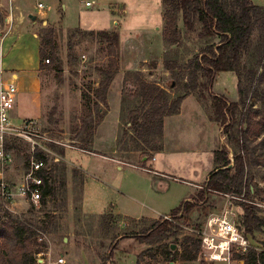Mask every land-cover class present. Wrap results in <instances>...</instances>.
Here are the masks:
<instances>
[{
  "label": "rangeland",
  "instance_id": "obj_1",
  "mask_svg": "<svg viewBox=\"0 0 264 264\" xmlns=\"http://www.w3.org/2000/svg\"><path fill=\"white\" fill-rule=\"evenodd\" d=\"M121 1L126 5V13L119 6ZM252 1L264 5V0ZM3 4L0 7L1 34L12 29L6 26L4 18L7 12L13 13L17 17L14 29L29 34H52V39L47 37L46 43L53 45L57 55L53 62L44 61L38 74L41 82L39 115L33 118L37 112L28 103L17 108V100L12 112L13 122L35 119L41 132L69 145H50V152H47L48 165L42 174H50L53 193L47 197L44 211H39V204L28 199L15 197L6 202L0 197V216L18 215L39 227L36 230L38 240L47 245L39 252V263L56 264V258L62 255L63 264H233L205 259L195 237L183 228H175L176 234L171 232L157 243L149 244L137 238L166 219L160 214H171V210L188 196L189 200L199 202L188 213L189 224H196L210 212L224 210H228L234 220L240 217L241 201H228L226 196L212 193L205 201L199 195L205 187L201 168L209 175L214 167V150L223 146L229 150L224 130L209 119L211 98L218 95L229 102L237 101L238 77L231 71L219 72L208 91L197 86L190 92L183 88V83L188 81L187 74L180 80L179 67H185L207 44L218 43L219 37L200 39L195 33L186 36L179 20L180 43L168 47L161 45L160 0H3ZM76 28L87 31L116 29L119 35V71L107 91L106 105L97 101L94 90L110 65L108 42L101 43V36L96 34L71 33ZM259 43L254 33L249 53L243 57L247 67H253L257 61L255 47ZM157 59L161 62L159 69ZM164 60L171 62L175 71L166 70ZM129 71L140 72L148 82L159 81L171 99L187 93L182 112L165 116L163 123L167 145L174 153L172 162L190 173H173L177 178L164 179L165 185L159 191L151 174L135 167L142 166L145 152L141 149L146 143L136 136L129 124L126 125L128 112L136 105V100L129 97L135 89V80L128 75ZM249 71L244 72V76ZM185 72L190 70L185 69ZM262 88L264 90V83ZM257 107L259 104L254 105ZM99 116L103 119L96 124ZM90 128L93 136L100 128L96 137L103 140V149H84ZM110 134L114 136L115 154L109 152ZM254 136L249 133L247 180L251 186V200L257 206L258 215L264 218V135ZM121 146L129 150H122ZM132 147L140 149L131 151ZM31 148L26 140H7L11 162L0 165V181L10 188L23 181L32 156L41 155ZM91 151L114 157L117 163L91 155ZM159 152H153L155 158L159 157ZM54 157H58V161H54ZM229 157L232 159L230 151ZM87 163L97 178L85 170ZM155 163L150 158L145 166H155ZM118 164L121 169H117ZM193 169L199 173L192 174ZM167 217L173 223L185 224L183 219ZM253 243L259 250L264 249V230L255 233ZM194 255V260L185 259Z\"/></svg>",
  "mask_w": 264,
  "mask_h": 264
},
{
  "label": "trees",
  "instance_id": "obj_2",
  "mask_svg": "<svg viewBox=\"0 0 264 264\" xmlns=\"http://www.w3.org/2000/svg\"><path fill=\"white\" fill-rule=\"evenodd\" d=\"M162 5V41L165 47L178 45L182 31L178 27L181 20L186 36L192 33L202 39L218 36V43L207 44L194 58L187 62L185 67H179L180 80L187 74L188 81L183 83L187 91L201 89L209 90L217 73L223 71L234 72L238 77V100L229 102L224 96L212 95L209 119L217 123L224 130L227 137V146H223L213 152L214 168L205 181V187L199 195L206 201L207 195L234 194L242 196L244 201L239 202L241 214L238 219L239 227L246 235L253 238L255 233L264 230V218L257 213V206L251 200V186L247 180V161L249 160V133L254 138L264 135V5H257L252 0H161ZM83 33L87 35L101 36V43L108 42L110 65L104 71V78L94 90L97 101L107 104V91L114 76L119 71L117 46L119 35L116 29L87 31L73 29L71 33ZM254 33H257L260 43L257 44V61L253 67H247L243 61L244 55L249 53ZM39 68L45 60L54 61L57 57L56 50L46 38L52 39V34H39ZM166 70L175 71L174 65L168 60L163 61ZM255 68V69H253ZM185 69L190 72L186 73ZM250 70L245 76L244 72ZM258 71H261L258 74ZM135 80L134 92L129 96L136 100V105L128 112L126 125H130L136 136L145 142V163L152 157L153 152L162 149L163 118L177 114L181 101L187 93H182L171 99L169 93L157 82H148L140 75V72H127ZM258 74V76H257ZM175 75V73H174ZM257 76V77H256ZM202 77V79H200ZM124 100L126 99L123 98ZM255 104L259 107L254 108ZM99 111V106L96 107ZM103 116H99L96 124H99ZM86 125V122L84 123ZM145 133V136L142 134ZM93 130L87 132L84 149L92 144ZM263 140V139H262ZM133 141V139H132ZM134 142V141H133ZM122 147V146H121ZM129 150L127 148H120ZM140 148L132 147L137 151ZM232 153V159L229 157ZM36 157L42 158L36 154ZM230 164H232L230 166ZM41 185V199L39 211H44L46 199L53 193L51 176L43 175ZM236 201V200H235ZM240 201V200H237ZM199 202L185 200L179 206L171 210L175 219H183L189 225L188 213ZM181 212V213H180ZM180 213V215H178ZM28 219H22L18 215L7 214L0 216V264H41L37 262L36 255L47 245L38 240L36 230ZM41 228V227H40ZM182 230L177 223L163 219L152 228L137 236L141 242L149 244L157 243L171 232ZM174 229V231H172ZM138 235V234H137ZM193 235V234H191ZM195 241L199 245V240ZM234 259L243 261V264H264V249H249L246 252L234 253ZM196 256L185 257L194 260Z\"/></svg>",
  "mask_w": 264,
  "mask_h": 264
},
{
  "label": "built area",
  "instance_id": "obj_3",
  "mask_svg": "<svg viewBox=\"0 0 264 264\" xmlns=\"http://www.w3.org/2000/svg\"><path fill=\"white\" fill-rule=\"evenodd\" d=\"M38 5L42 7V4ZM16 100V85L13 82L0 83V165L11 162V156L7 149V140L10 138L26 140L30 143L32 151L38 150L42 158L32 156L28 171L18 186L10 188L7 183L0 181V197L6 202L19 197L28 199L37 205L41 199V185L43 184L40 172H43L48 165L47 152H50V145L62 147L69 145L47 132H41L35 119H28L19 123L13 122L11 111ZM53 160L58 161V157H54ZM135 167L152 172L147 167ZM221 195L226 196L228 201H244L242 196L232 193ZM164 217L169 219L167 216ZM179 226L198 238L201 253L208 261H229L234 253L246 252L249 249L259 250L254 245L253 238L246 235L239 227L238 220L229 216L228 210L221 213L210 212L196 224H179ZM40 255V253L37 254V262L40 260L38 259ZM64 262L63 256L60 255L56 258L55 263L63 264Z\"/></svg>",
  "mask_w": 264,
  "mask_h": 264
},
{
  "label": "crops",
  "instance_id": "obj_4",
  "mask_svg": "<svg viewBox=\"0 0 264 264\" xmlns=\"http://www.w3.org/2000/svg\"><path fill=\"white\" fill-rule=\"evenodd\" d=\"M123 3L124 2L122 1L119 2V6L122 8V11L126 13V7H125L126 5H124ZM1 6H4L3 0H0V7ZM28 15H31V14H28ZM16 18L17 17L13 13L7 12V15L4 18V22L6 26L9 25L12 29L9 30L8 33H5V34L0 33V83L5 84L7 82H13L17 87V108L21 109L22 108L21 105L26 104V103H28L29 105H33V107L35 108V112H37L33 118H36L40 112L39 97H40V90H41L40 89L41 82H40L39 75H38L40 71V68H39V37L37 33L32 32V34H29V33H24L20 31L19 29L17 30L14 29V27H16L14 25ZM160 44L161 45L163 44L162 39L160 41ZM157 60H158L157 66L159 69L161 62L159 59ZM157 83L159 84V81H157ZM186 100L187 98L184 99L183 102L181 103L178 114L182 112L183 105ZM14 109L15 107L11 111V116H12V112L14 111ZM99 130L100 128H97V130L95 131L92 144L90 145V147L94 148L95 150L103 149L104 147L103 140L98 139L96 137V134ZM110 136L112 140L111 142L112 145H111V149L109 150V152L115 154L116 153L115 144H114L115 140L112 139L114 136L112 134H110ZM162 137H163L162 149L159 150L160 151L159 157L155 158L154 154L151 157V159L156 162L155 166H152V165L145 166L149 168L152 172L144 171L139 168L141 171L151 174V178L152 180H154V183H155L154 185L156 186L157 188L156 190L158 191L164 187L165 185V183L163 182L164 179H170V178L176 177L174 176L173 173H179V174L181 173L188 174V172L190 173V171L188 170L184 171L183 167L180 166L177 162H172L171 156L174 153L169 149L167 145L166 135H165V123H163ZM91 152H93L91 153V155H97L101 158H108L111 161L117 163L114 157H109L106 154H100L97 152L96 154L95 151H91ZM85 160H88V159L85 158ZM144 161H145V157L143 158L142 162ZM86 167L87 168L85 170L88 173H90L93 176L95 175L96 177L94 178L98 177V175L94 173L93 169H91V166L89 163H87ZM116 167L117 169H121V165L119 164ZM191 173L194 175L198 174L199 170L193 169ZM200 173H201V177L205 178V180H203L205 182L208 178V173L206 169L201 168ZM191 184L193 183L191 182ZM185 200H189V196L185 197L184 201ZM167 214L162 213L160 215L166 216ZM169 215L172 216L171 214H168L167 216ZM204 216L202 217V219L204 218ZM229 261L233 264H243V261L239 259H230Z\"/></svg>",
  "mask_w": 264,
  "mask_h": 264
},
{
  "label": "water",
  "instance_id": "obj_5",
  "mask_svg": "<svg viewBox=\"0 0 264 264\" xmlns=\"http://www.w3.org/2000/svg\"><path fill=\"white\" fill-rule=\"evenodd\" d=\"M33 15H29V17H32ZM232 164H230V166H231Z\"/></svg>",
  "mask_w": 264,
  "mask_h": 264
}]
</instances>
